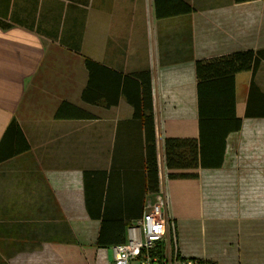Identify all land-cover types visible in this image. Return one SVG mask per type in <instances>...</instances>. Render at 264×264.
Segmentation results:
<instances>
[{"label":"crops","instance_id":"obj_1","mask_svg":"<svg viewBox=\"0 0 264 264\" xmlns=\"http://www.w3.org/2000/svg\"><path fill=\"white\" fill-rule=\"evenodd\" d=\"M0 21V264H113L157 196L164 252L264 264V0H0ZM242 51L258 65L234 82L198 75ZM87 59L120 74L117 105L83 100L114 77ZM148 73L154 152L128 99ZM62 104L93 117L57 118ZM168 139L195 141L202 165L169 169Z\"/></svg>","mask_w":264,"mask_h":264},{"label":"trees","instance_id":"obj_2","mask_svg":"<svg viewBox=\"0 0 264 264\" xmlns=\"http://www.w3.org/2000/svg\"><path fill=\"white\" fill-rule=\"evenodd\" d=\"M253 0H236L238 3L248 2ZM183 11H190V7H187V9L184 7ZM0 26L2 28H9L11 24L6 25L2 21H0ZM76 51H80L79 48H74ZM259 61V54L255 53L254 51H242V52H236L228 56L219 57L216 59H212L210 61L205 62H199L198 63V75L201 77V67H208V68H218L217 66H223L225 68V72L230 74V78L232 79V82L235 81V75L243 72V71H254L258 65ZM87 69L90 71V78L93 79V71L98 70L99 68L108 71L110 74H114L113 81L110 80V84L107 86H103L101 88L100 92L93 91L91 89V81L90 85L84 90L83 92V100L90 104H97L102 105L107 108H110L112 106H115L119 103L120 100V85L121 84V76L120 74L109 70L108 68H105L101 64L94 62L92 60L87 59L85 61ZM148 82L146 85L141 87L140 97L138 100L133 99L131 96H129L130 103L134 106L135 109V116L141 117L145 116L148 123L150 124V150L152 152L156 149V140H155V119H154V107H153V97H152V84H151V76L148 73ZM90 79V80H91ZM200 81V86H201ZM71 108V113L67 114L66 110ZM74 117V118H92L93 116L81 109H78L76 107H72L67 104H62L57 113V118L62 117ZM13 128L17 127L15 124V121L12 123ZM187 147L189 149V155H186L185 153H181L182 148ZM26 151L28 149V145L25 143V146L22 147ZM21 150H17V153H19ZM186 152V150H185ZM176 155V156H175ZM5 156L0 155V161L4 159ZM166 161L167 166L169 169H195L202 165L201 161L198 158V144L195 141L192 140H167L166 141ZM150 165L152 169L155 170L156 176L158 181H156V184L154 186V191H158L159 189V170H158V163L156 159V154L153 153L150 155ZM207 165V163H206ZM170 176H173V174H170ZM206 264H214L211 262H206Z\"/></svg>","mask_w":264,"mask_h":264},{"label":"built area","instance_id":"obj_3","mask_svg":"<svg viewBox=\"0 0 264 264\" xmlns=\"http://www.w3.org/2000/svg\"><path fill=\"white\" fill-rule=\"evenodd\" d=\"M166 206L163 196H157L155 202H147L142 219L129 230V241L115 247L113 264H204L198 259L180 258L171 251L158 253L168 232Z\"/></svg>","mask_w":264,"mask_h":264},{"label":"bare ground","instance_id":"obj_4","mask_svg":"<svg viewBox=\"0 0 264 264\" xmlns=\"http://www.w3.org/2000/svg\"><path fill=\"white\" fill-rule=\"evenodd\" d=\"M151 201H152V200H151ZM152 202H153V201H152ZM145 208H146V207H145ZM143 215H144V214H143ZM142 217H143V216H142ZM141 219H142V218H141ZM141 219H140V220H141ZM140 220H139V221H140ZM168 220H169V219H168ZM135 226H137V225H135ZM132 227H134V226H132ZM132 227H131V228H132ZM129 230H130V229H129ZM168 230H169V225H168ZM167 234H168V232H167ZM165 238H166V237H165ZM118 246H119V245H118ZM158 253H161V254H164V253H165L164 250H161V249H160V245H159V248H158ZM177 256H178V255H177ZM179 257H180V256H179ZM180 258H181V257H180ZM198 260H199V259H198ZM200 261H202V260H200ZM202 262H203L204 264H206L205 261H202Z\"/></svg>","mask_w":264,"mask_h":264}]
</instances>
